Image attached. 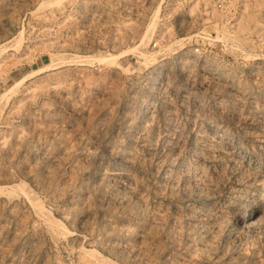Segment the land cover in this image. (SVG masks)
<instances>
[{
	"label": "rangeland",
	"instance_id": "1",
	"mask_svg": "<svg viewBox=\"0 0 264 264\" xmlns=\"http://www.w3.org/2000/svg\"><path fill=\"white\" fill-rule=\"evenodd\" d=\"M0 264H264V0H0Z\"/></svg>",
	"mask_w": 264,
	"mask_h": 264
},
{
	"label": "bare ground",
	"instance_id": "2",
	"mask_svg": "<svg viewBox=\"0 0 264 264\" xmlns=\"http://www.w3.org/2000/svg\"><path fill=\"white\" fill-rule=\"evenodd\" d=\"M153 26H155V23L152 21V23H150V25H148V29H147V31H146V34H144V39H145V37L147 36V34H148V31L149 30H151V28L153 27ZM153 30V29H152ZM143 39V40H144ZM149 41V40H148ZM145 43V42H144ZM140 45V44H139ZM135 47H137V46H135ZM107 58H109L108 57V55H104V56H102V59L103 60H107ZM64 59V58H63ZM47 66H49V64H45L44 66H41V67H39V68H37V69H34V70H32V71H30V72H28L27 74H25V75H23V77H21L20 79H18L11 87H10V89H8L7 90V92H10V91H12V90H14L15 88H16V86H18L19 84H21L23 81H25L27 78H29L30 76H33L35 73H39V72H41V71H43Z\"/></svg>",
	"mask_w": 264,
	"mask_h": 264
},
{
	"label": "built area",
	"instance_id": "3",
	"mask_svg": "<svg viewBox=\"0 0 264 264\" xmlns=\"http://www.w3.org/2000/svg\"><path fill=\"white\" fill-rule=\"evenodd\" d=\"M222 5H223V3L220 2L219 6H222ZM153 44H154V46H157L158 45V41H154ZM195 51H196V53H198L200 55H203L205 53V43L202 44V45H197L195 47Z\"/></svg>",
	"mask_w": 264,
	"mask_h": 264
}]
</instances>
